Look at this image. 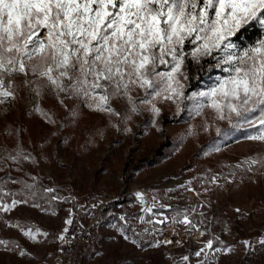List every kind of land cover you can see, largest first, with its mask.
<instances>
[{"label":"rangeland","instance_id":"rangeland-1","mask_svg":"<svg viewBox=\"0 0 264 264\" xmlns=\"http://www.w3.org/2000/svg\"><path fill=\"white\" fill-rule=\"evenodd\" d=\"M211 66L214 71L190 91V76L198 75L196 66L187 65L188 79L181 78L185 97L214 86L222 73L214 62ZM28 79L32 83L25 85L23 74L16 75L15 98L0 104V159L22 150L29 157L22 160L29 163V171H38L64 194L56 196L60 204L48 201L49 193L38 199L27 195L20 182L35 184L33 175L20 163L6 162L0 175L9 171V178L18 182L8 181L5 190L20 188L27 203L0 209V240L6 241L0 245V264H66L60 237L73 215L64 200L136 187H146L157 203L167 205L157 210L165 216L196 207L192 215L203 220L206 235H189L182 225L149 224V218L163 217L141 219L132 202L124 212L107 214L84 264H176L215 237L219 240L214 247L231 251L210 252V264H264V245L259 243L264 238V143L247 138L255 129L234 127L209 108L196 115L198 97L175 102L157 97L153 103L159 114L141 104L131 112L126 100L115 98L111 107L121 115L114 116L90 110L81 99L63 93L58 97L51 88L37 95L39 81ZM131 94L139 98L144 92L133 89ZM246 129L249 132L241 134ZM250 158L262 162L249 170ZM175 200L186 203L172 209L170 201ZM157 241L160 246L153 247ZM191 259L196 264L197 258Z\"/></svg>","mask_w":264,"mask_h":264},{"label":"snow or ice","instance_id":"snow-or-ice-1","mask_svg":"<svg viewBox=\"0 0 264 264\" xmlns=\"http://www.w3.org/2000/svg\"><path fill=\"white\" fill-rule=\"evenodd\" d=\"M253 25L264 30V0H0V104L15 98L18 74L25 77V85L32 83L29 77L39 81L34 89L37 95L51 88L58 97L63 93L81 99L90 110L114 116L121 115L111 107L115 98L126 100L131 112L141 104L151 105L159 114L153 103L157 97L174 102L198 97L196 115L209 108L234 127L255 129L247 138L264 143V38L243 49L232 39ZM205 57L211 58L222 75L207 91L185 97L181 82V78L188 79L185 69L189 62L199 63ZM133 89L143 90L144 95L132 96ZM28 159L20 150L0 164ZM261 162L250 158L249 170ZM20 183L27 195H37L35 184ZM43 191L52 193L54 189ZM14 195L0 182V209L8 211L27 203L23 196L5 201ZM136 196L143 199L142 193ZM166 207L153 203L144 208L163 217L149 218L147 223L182 225L189 235H206L201 230L203 220L192 215L196 207L176 210L172 217L153 211ZM217 240L219 237L207 239L176 264H192V256L197 258L196 264H210V252L231 251L230 247H214ZM5 243L0 240V245ZM243 243L251 248L249 241ZM259 243L264 245V238Z\"/></svg>","mask_w":264,"mask_h":264},{"label":"built area","instance_id":"built-area-1","mask_svg":"<svg viewBox=\"0 0 264 264\" xmlns=\"http://www.w3.org/2000/svg\"><path fill=\"white\" fill-rule=\"evenodd\" d=\"M138 192L143 194L142 200L137 198ZM127 197L134 198L133 211L142 217L153 215L145 212L144 208L152 206L153 203L159 204L153 200L151 192L146 187L126 188L120 194L96 193L81 200L76 196L70 197L72 220H75L77 227L74 231L68 227L63 233L62 251L67 264H84L91 249L92 228L102 225L106 209L122 203ZM157 210L158 208L153 209L154 212Z\"/></svg>","mask_w":264,"mask_h":264},{"label":"trees","instance_id":"trees-1","mask_svg":"<svg viewBox=\"0 0 264 264\" xmlns=\"http://www.w3.org/2000/svg\"><path fill=\"white\" fill-rule=\"evenodd\" d=\"M262 38H264V30H262L258 25L249 26V27L243 29L235 37L239 47L242 48V49L245 48V47H249V46L254 45L258 40H260ZM212 62L213 61L211 60L210 57L201 59L199 63L189 62V64H188L189 69H192V68H194L196 66L195 67V69H196L195 71H196V73L198 75L197 78H195L193 75L190 76V84H189V90L190 91L194 90L197 86H199V81L203 80L208 74H210V73H212L214 71L213 67L211 66ZM241 132H242L241 134H246V133L249 132V130L248 129L241 130ZM2 160L3 159H0V161H2ZM28 164L26 162H24V161L20 162V166H24L25 167V168L22 167V169H25V171L30 172L33 175V177L36 178L35 179L36 180L35 186H36V190H37V195L35 196V198H37V199L38 198H43V196L46 194V193H44L43 190L47 189V188H52V189H54V192L48 194L47 200L51 201V202H54V203H57V204H60V203L56 202L55 200H53L51 197L53 195L57 196V197H62L63 194H64V191H62L60 187L58 188L53 182L46 181L45 177H43L38 171H36V170H32V172L29 171ZM6 165H8L6 162L0 164V170H3V168ZM15 166H17V165H15ZM13 167H14V165L11 168H13ZM8 172L9 171H7L6 174L0 175V182H3L5 184V186H6L8 181L11 182L12 180H14V179L9 178ZM9 192L14 193L16 195L11 196V197H6L5 198L6 200L7 199L11 200V199H14V198H17V199L21 198L20 188H16V189L11 190ZM81 199H83V198H80V200ZM133 201H134L133 197H127V198H125V200L122 203L115 204V205L112 206V208L106 209V211L104 212V215H103V220L105 219V217H107V214H109L111 211L114 212L115 215L118 214V213L124 212L126 210L127 206L130 205ZM64 202H65V204L68 205V208L70 209L71 205H72L71 200L69 198H67V199L64 200ZM170 203H171V206H172L171 208L172 209H176V208L184 207L183 204L186 203V201H184V200H175V201H170ZM214 212H215V210L212 212V214ZM76 227H77V225L75 223V220H72V222H71V224L69 226V229L71 231H74L76 229ZM97 229H98V227H93L92 228L91 249H92V244H93V242L95 240V237H97ZM91 249H90V252H91Z\"/></svg>","mask_w":264,"mask_h":264}]
</instances>
